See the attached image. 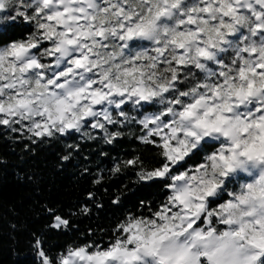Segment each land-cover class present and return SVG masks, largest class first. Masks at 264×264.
<instances>
[{
    "label": "snow or ice",
    "instance_id": "6c2138e0",
    "mask_svg": "<svg viewBox=\"0 0 264 264\" xmlns=\"http://www.w3.org/2000/svg\"><path fill=\"white\" fill-rule=\"evenodd\" d=\"M9 3L0 0V13L14 20ZM24 8L16 15L31 35L5 30L0 39V125L40 139L87 126L112 143L121 133L107 125L128 120L130 105L139 139L163 158L139 178L169 191L151 217L117 224L107 247L69 249L59 264H264V0ZM201 154L205 162L188 169ZM68 226L55 216L53 227ZM38 255L55 264L39 242Z\"/></svg>",
    "mask_w": 264,
    "mask_h": 264
},
{
    "label": "trees",
    "instance_id": "16d2710c",
    "mask_svg": "<svg viewBox=\"0 0 264 264\" xmlns=\"http://www.w3.org/2000/svg\"><path fill=\"white\" fill-rule=\"evenodd\" d=\"M5 30L15 39L31 35L20 16L6 22L0 39ZM125 108L128 120L107 125L108 132L121 133L112 143L104 132L87 126L40 139L17 125L15 131L0 125V264H41L38 242L55 264L69 249L107 247L127 216L151 217L166 202L169 191L163 182L139 178L142 170L163 163L160 149L141 142L140 112ZM204 155L186 167L195 169L205 162ZM133 159L135 167L125 163ZM117 198L119 203H113ZM57 215L69 221L67 228L53 227Z\"/></svg>",
    "mask_w": 264,
    "mask_h": 264
},
{
    "label": "rangeland",
    "instance_id": "374dc122",
    "mask_svg": "<svg viewBox=\"0 0 264 264\" xmlns=\"http://www.w3.org/2000/svg\"><path fill=\"white\" fill-rule=\"evenodd\" d=\"M29 2H30V0H10L9 10H11L12 13H13L12 15L14 17H16V16H18V15H16L17 11H19V10H26L24 8V6L27 5ZM11 20H13V19L12 18H5V14L4 13H0V29H2L4 27V25L6 24V22L11 21ZM17 126H19L20 130L27 131L26 128H21L20 125H17Z\"/></svg>",
    "mask_w": 264,
    "mask_h": 264
}]
</instances>
